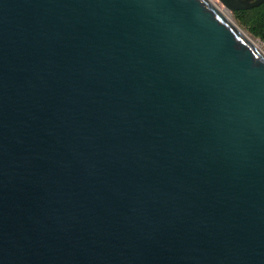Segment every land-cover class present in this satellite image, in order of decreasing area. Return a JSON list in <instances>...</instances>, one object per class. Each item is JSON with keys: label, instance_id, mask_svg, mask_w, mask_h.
I'll use <instances>...</instances> for the list:
<instances>
[{"label": "water", "instance_id": "water-1", "mask_svg": "<svg viewBox=\"0 0 264 264\" xmlns=\"http://www.w3.org/2000/svg\"><path fill=\"white\" fill-rule=\"evenodd\" d=\"M262 2L0 0V264H264Z\"/></svg>", "mask_w": 264, "mask_h": 264}, {"label": "trees", "instance_id": "trees-1", "mask_svg": "<svg viewBox=\"0 0 264 264\" xmlns=\"http://www.w3.org/2000/svg\"><path fill=\"white\" fill-rule=\"evenodd\" d=\"M233 19L251 36L264 43V2L247 10H236Z\"/></svg>", "mask_w": 264, "mask_h": 264}, {"label": "bare ground", "instance_id": "bare-ground-1", "mask_svg": "<svg viewBox=\"0 0 264 264\" xmlns=\"http://www.w3.org/2000/svg\"><path fill=\"white\" fill-rule=\"evenodd\" d=\"M248 37H249V40H250V41L253 43V45L255 46V48L258 49V50L264 55V45H262V44L260 43V41H258V40H256V39L252 38L251 36L248 35Z\"/></svg>", "mask_w": 264, "mask_h": 264}, {"label": "rangeland", "instance_id": "rangeland-1", "mask_svg": "<svg viewBox=\"0 0 264 264\" xmlns=\"http://www.w3.org/2000/svg\"><path fill=\"white\" fill-rule=\"evenodd\" d=\"M231 16H232V14H231ZM233 18V17H232ZM242 28V27H241ZM243 30H245L244 28H242ZM246 31V30H245ZM247 32V31H246ZM248 33V32H247ZM249 34V33H248ZM250 35V34H249ZM251 36V35H250ZM252 38H254L253 36H251ZM254 39H256V40H258V41H260L259 39H257V38H254ZM260 43L262 44V45H264V43H262L261 41H260Z\"/></svg>", "mask_w": 264, "mask_h": 264}]
</instances>
